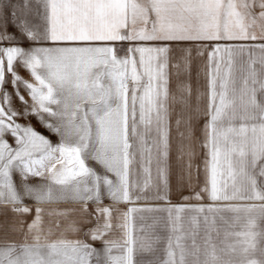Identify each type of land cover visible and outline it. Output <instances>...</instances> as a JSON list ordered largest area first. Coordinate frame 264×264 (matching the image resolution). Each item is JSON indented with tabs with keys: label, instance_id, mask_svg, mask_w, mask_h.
I'll use <instances>...</instances> for the list:
<instances>
[{
	"label": "snow or ice",
	"instance_id": "6c2138e0",
	"mask_svg": "<svg viewBox=\"0 0 264 264\" xmlns=\"http://www.w3.org/2000/svg\"><path fill=\"white\" fill-rule=\"evenodd\" d=\"M0 216V264H264V0H0Z\"/></svg>",
	"mask_w": 264,
	"mask_h": 264
},
{
	"label": "crops",
	"instance_id": "0c3cea01",
	"mask_svg": "<svg viewBox=\"0 0 264 264\" xmlns=\"http://www.w3.org/2000/svg\"><path fill=\"white\" fill-rule=\"evenodd\" d=\"M13 2H15V0H13ZM236 43H246V44H254V43H258L257 41H238ZM206 63V58L205 57H199L197 56L195 59V64H194V72H193V83L196 84L197 80H198V84L201 87V91H203V85L205 84V77H204V72H203V68H204V64ZM199 71V76L196 77V72ZM22 76H24L26 79L28 78L27 73L25 72H21L20 73ZM38 127V126H37ZM175 163V162H174ZM201 180H203V175L201 174L200 177ZM175 181H176V177L175 175L173 176V193L171 196V202L172 204H178V203H182L180 196L176 194V189H175ZM185 195L188 194L187 191H185L184 193ZM145 195H147L149 197V199H141L139 201H137L134 204H127V205H121L120 207L125 209L128 207H139V206H150V205H162L163 202L161 201H157V200H153L151 199V197L154 195V191L153 190H149ZM106 203H110V201H105ZM194 203V201H193ZM71 205H60V207H70ZM5 219V217L0 216V222H2ZM0 235H2V233H0ZM18 238V237H13ZM97 247H99V244L96 245Z\"/></svg>",
	"mask_w": 264,
	"mask_h": 264
},
{
	"label": "rangeland",
	"instance_id": "374dc122",
	"mask_svg": "<svg viewBox=\"0 0 264 264\" xmlns=\"http://www.w3.org/2000/svg\"><path fill=\"white\" fill-rule=\"evenodd\" d=\"M42 130V129H41ZM53 139H55V138H53ZM150 206H154V205H150ZM139 207H147V206H139ZM136 215H139V214H136ZM145 217H150V216H152L153 214H151V213H144L143 214ZM137 223H139V221H137Z\"/></svg>",
	"mask_w": 264,
	"mask_h": 264
}]
</instances>
